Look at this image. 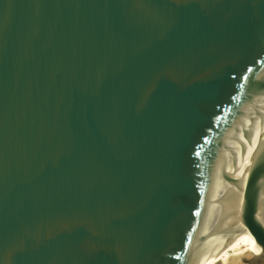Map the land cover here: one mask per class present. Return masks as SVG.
<instances>
[{
  "label": "water",
  "instance_id": "95a60500",
  "mask_svg": "<svg viewBox=\"0 0 264 264\" xmlns=\"http://www.w3.org/2000/svg\"><path fill=\"white\" fill-rule=\"evenodd\" d=\"M232 209L264 264V0H0V264H205Z\"/></svg>",
  "mask_w": 264,
  "mask_h": 264
},
{
  "label": "bare ground",
  "instance_id": "6f19581e",
  "mask_svg": "<svg viewBox=\"0 0 264 264\" xmlns=\"http://www.w3.org/2000/svg\"><path fill=\"white\" fill-rule=\"evenodd\" d=\"M236 213L235 209L231 210L205 264H245L241 258H248L256 252L258 246L253 236L243 226L234 223Z\"/></svg>",
  "mask_w": 264,
  "mask_h": 264
}]
</instances>
